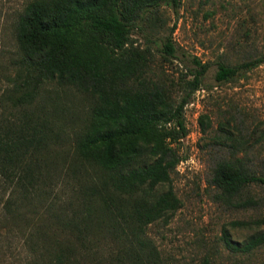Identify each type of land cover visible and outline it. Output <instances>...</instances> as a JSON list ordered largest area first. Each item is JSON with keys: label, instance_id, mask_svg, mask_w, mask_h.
Here are the masks:
<instances>
[{"label": "trees", "instance_id": "obj_1", "mask_svg": "<svg viewBox=\"0 0 264 264\" xmlns=\"http://www.w3.org/2000/svg\"><path fill=\"white\" fill-rule=\"evenodd\" d=\"M180 3H23L0 69V264L16 260L18 244L25 264H163L147 226L166 221L181 203L171 174L185 159L177 147L187 133L184 106L196 90L264 62V50L233 63L218 58L210 83V62L191 55V66L168 76L162 64L176 55L175 22L166 26L164 13ZM47 87L72 88L86 99L69 157L52 147L61 124L45 107ZM211 121L207 111L196 116L220 151L208 183L220 202L250 206L256 200L248 187L264 183V172L248 153L263 130L235 112L222 113L210 133ZM222 240L249 250L264 231L238 244L223 230Z\"/></svg>", "mask_w": 264, "mask_h": 264}, {"label": "rangeland", "instance_id": "obj_2", "mask_svg": "<svg viewBox=\"0 0 264 264\" xmlns=\"http://www.w3.org/2000/svg\"><path fill=\"white\" fill-rule=\"evenodd\" d=\"M25 1L0 0V69L13 47L12 20ZM164 18L166 26L175 22L171 36L176 55L171 62L162 64L168 76L175 77L179 69L191 66L194 55L210 62L204 80L211 83L216 59L233 63L264 50V0H181L176 11H165ZM133 36L142 42L140 35ZM44 96L45 107L56 110L61 124L56 135L58 142L52 147L69 157L71 133L82 119L86 99L68 87H47ZM202 111H207L212 120L210 133L222 113L235 112L257 121L262 135L248 154L254 167L264 172L262 62L237 80L196 90L184 106L187 133L179 139L177 147L185 159L176 164L171 174V186L181 203L166 221L148 225V235L163 264H264V241L243 251L228 248L222 240L223 230L238 244L252 233L264 231V183L249 185L248 191L256 200L250 206L234 207L216 199L208 179L213 158L220 151L208 135L199 131L196 116ZM235 220L249 223L239 225L232 222ZM17 249L12 264H25L19 244Z\"/></svg>", "mask_w": 264, "mask_h": 264}]
</instances>
